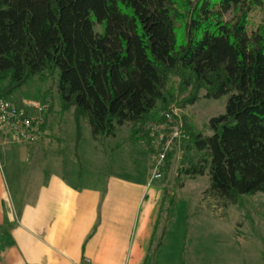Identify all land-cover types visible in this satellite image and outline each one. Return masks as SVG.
Instances as JSON below:
<instances>
[{
  "label": "trees",
  "instance_id": "16d2710c",
  "mask_svg": "<svg viewBox=\"0 0 264 264\" xmlns=\"http://www.w3.org/2000/svg\"><path fill=\"white\" fill-rule=\"evenodd\" d=\"M263 5L264 0H0V98L15 101L14 94L35 78L56 81L60 113H72L75 123L79 159L85 123L94 140L113 138L127 123L160 121L189 90L180 108L198 102L202 91L206 99L228 95L225 114L208 123L211 135L188 127L179 171L190 179L209 175L211 198L245 209L248 200L264 194V22L248 31L251 11ZM40 99L25 100L45 107V132L53 106ZM177 202L165 187L163 235Z\"/></svg>",
  "mask_w": 264,
  "mask_h": 264
},
{
  "label": "crops",
  "instance_id": "0c3cea01",
  "mask_svg": "<svg viewBox=\"0 0 264 264\" xmlns=\"http://www.w3.org/2000/svg\"><path fill=\"white\" fill-rule=\"evenodd\" d=\"M40 146L0 144V264H157L162 178L152 181L148 169L85 177L62 153L35 164ZM205 241L190 242V264H213L218 253Z\"/></svg>",
  "mask_w": 264,
  "mask_h": 264
},
{
  "label": "rangeland",
  "instance_id": "374dc122",
  "mask_svg": "<svg viewBox=\"0 0 264 264\" xmlns=\"http://www.w3.org/2000/svg\"><path fill=\"white\" fill-rule=\"evenodd\" d=\"M263 22L264 5L262 8H254L251 11L248 17L249 33L257 31ZM175 81L177 80L173 79L174 84ZM175 86L177 87L176 84ZM190 93V90L184 93L178 101L169 106L166 113L160 115L158 113L159 116L162 115L160 121H149L142 125L127 123L113 138L94 140L91 128L85 123L77 161L71 158L75 150V123L72 113L65 115L60 113L56 81L49 80L43 83L39 78H35L16 92L13 99L20 103L25 99L42 101L40 98H44L46 105L53 106L52 113L48 115L49 126L39 141L42 146L33 152V155H36L35 164H40L42 160H45L44 162L57 160L58 154L62 153L64 159L69 161L73 159L76 162V169L85 177L93 176L98 171L100 173L102 169L105 174L123 171L142 173L144 169H148L153 175L152 157L160 151L156 142L158 135L152 136L156 135V132L152 130L154 126L182 125L186 133L190 127L195 132L211 135L212 132L208 129L210 119L224 115L226 112L228 95L219 99H206L202 98L204 91L200 93L201 98L198 102L180 108V101L189 97ZM168 114L170 119L167 118ZM187 141L188 138L182 142H175L161 168V182L164 187L174 191L178 202L171 224L164 235L166 216L163 213L159 215L155 243L157 246V243L161 242L160 245L163 247H161L157 264H190L192 254L190 250H193V248L190 249V242L194 241L195 237L202 238L204 241L202 244L206 243L205 240H212L210 249L218 253L216 256L213 255L214 259H211L213 264L223 262L262 264L260 250L264 247V194H258L248 200L250 205L245 209H239L233 205L224 207L222 202H218L206 193L210 185L209 175L190 179L180 174L179 168L182 166L181 160L184 155L180 152ZM174 149L175 153L166 169L168 157ZM96 150L100 155L107 156L105 165L101 161L102 158L98 160ZM181 183L184 185L183 188L179 186ZM215 238L220 241L216 243ZM238 238L245 241L241 242ZM233 239L235 242H231ZM236 243L238 248H233L232 245ZM226 251L227 257L224 259L220 253L225 254Z\"/></svg>",
  "mask_w": 264,
  "mask_h": 264
},
{
  "label": "built area",
  "instance_id": "2783aa9c",
  "mask_svg": "<svg viewBox=\"0 0 264 264\" xmlns=\"http://www.w3.org/2000/svg\"><path fill=\"white\" fill-rule=\"evenodd\" d=\"M46 109L37 101L24 100L22 105L13 100L0 98V144L2 141H11L21 144H35L43 136V126L46 123ZM170 119V115H167ZM156 142L158 143V154L153 158L152 181L161 179V168L166 160L169 150L175 142L187 140L188 135L182 125H160L154 126ZM157 149V150H158ZM183 150L180 152L183 154Z\"/></svg>",
  "mask_w": 264,
  "mask_h": 264
}]
</instances>
